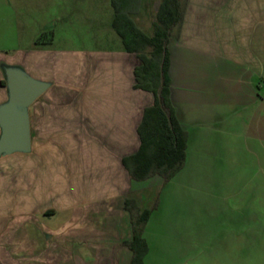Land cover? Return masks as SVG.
Returning a JSON list of instances; mask_svg holds the SVG:
<instances>
[{
	"label": "crops",
	"instance_id": "0c3cea01",
	"mask_svg": "<svg viewBox=\"0 0 264 264\" xmlns=\"http://www.w3.org/2000/svg\"><path fill=\"white\" fill-rule=\"evenodd\" d=\"M238 7L235 39L170 49L186 160L169 181H136L128 166L155 97L135 87L141 61L113 26L112 0H0V106L9 100V67L49 84L29 108L31 151L0 157V264H131L127 199L153 209L143 264H264V0ZM146 8L143 0L140 24ZM41 98L69 114L50 119L51 127L112 129L114 142L115 129L131 128L138 145L121 165L132 185L157 183L145 196L132 189L91 205L73 200L80 182L63 171L40 188L31 154Z\"/></svg>",
	"mask_w": 264,
	"mask_h": 264
},
{
	"label": "rangeland",
	"instance_id": "374dc122",
	"mask_svg": "<svg viewBox=\"0 0 264 264\" xmlns=\"http://www.w3.org/2000/svg\"><path fill=\"white\" fill-rule=\"evenodd\" d=\"M159 1L147 0L141 24L137 15L132 16L138 27L146 33H153ZM239 2L240 0H184L185 18L173 35L170 44L172 53L175 50L178 52L179 48L192 46L205 49L206 45L211 46L212 41L235 39ZM153 98L151 95L150 99ZM46 101L48 100L41 98L34 107L35 136L31 155H35L37 159V182L38 186L41 185L40 188L46 182H51V178H59L63 171L70 179L80 182V192L78 195L74 192L72 196L75 202L91 205L98 198L127 196L132 189L142 196L148 194L144 188L157 182L153 180L142 185H132L121 165V158L134 151L138 145L131 135V128L115 129L114 142L113 137L109 136L112 129H84L83 132V129L68 126L67 121H59L58 126L51 127L50 119L56 115L58 118H67L69 114L52 112L53 105ZM42 199V196L38 197V200ZM153 201L151 198L150 203H147L151 206Z\"/></svg>",
	"mask_w": 264,
	"mask_h": 264
},
{
	"label": "trees",
	"instance_id": "16d2710c",
	"mask_svg": "<svg viewBox=\"0 0 264 264\" xmlns=\"http://www.w3.org/2000/svg\"><path fill=\"white\" fill-rule=\"evenodd\" d=\"M143 0H112L116 11L114 28L126 50L138 55L141 64L135 70L137 89L150 92L154 105L145 110L139 128L142 143L131 159L128 170L136 181L161 175L166 181L179 172L186 160L187 133L181 128L171 100L172 79L170 44L175 30L183 23V0H160L156 9L153 33L143 31L132 16L141 11ZM162 76L164 86L162 87ZM125 208L131 216L132 240L127 246L133 252L131 264H143L148 245L144 229L153 209H142L134 199H127Z\"/></svg>",
	"mask_w": 264,
	"mask_h": 264
},
{
	"label": "water",
	"instance_id": "95a60500",
	"mask_svg": "<svg viewBox=\"0 0 264 264\" xmlns=\"http://www.w3.org/2000/svg\"><path fill=\"white\" fill-rule=\"evenodd\" d=\"M9 100L0 106V157L14 153H29L32 149L29 108L49 88L19 68L6 69ZM164 77L162 76V87Z\"/></svg>",
	"mask_w": 264,
	"mask_h": 264
}]
</instances>
